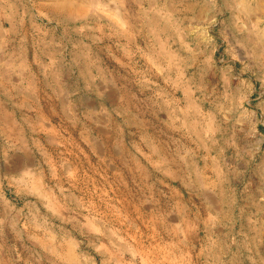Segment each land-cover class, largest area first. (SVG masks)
Listing matches in <instances>:
<instances>
[{"label": "rangeland", "instance_id": "374dc122", "mask_svg": "<svg viewBox=\"0 0 264 264\" xmlns=\"http://www.w3.org/2000/svg\"><path fill=\"white\" fill-rule=\"evenodd\" d=\"M58 13L96 21L92 76L14 77L71 82L68 114L0 100V264H264V0H0V32Z\"/></svg>", "mask_w": 264, "mask_h": 264}, {"label": "crops", "instance_id": "0c3cea01", "mask_svg": "<svg viewBox=\"0 0 264 264\" xmlns=\"http://www.w3.org/2000/svg\"><path fill=\"white\" fill-rule=\"evenodd\" d=\"M73 15L75 14L65 18L64 13H58L53 20L55 25L51 27L43 22L37 21L28 25V22L20 23L16 20L10 30L0 32V100L8 99L7 103H1V105L9 109L4 112L17 113L16 110L11 109L27 107L32 109L29 111L32 114H68L71 110L79 108L81 97L67 95L68 90H74V86L70 85L71 82L65 80V83H62L56 81L54 77L59 73L57 68H66L63 71L64 74L74 76L75 69L88 65V72L85 68L83 73H88L86 76L91 78V65L94 60L89 55L87 62H81V36L88 30L89 43H84L83 47L84 50L91 51L97 41V23L93 21V16L90 14L88 26L82 28L79 16ZM119 17L121 24L111 21L105 24V29L110 27L114 34H126L134 45L129 49L137 48L138 50L139 34L145 28L150 34L153 33L151 23L149 21L145 23V19L139 12L126 14L122 12ZM114 34L111 33V36ZM122 48L128 49L124 43ZM68 52L70 57H66ZM51 68L54 69L51 70ZM26 72L34 76L45 74L47 78L53 75L54 79L51 84L48 80L41 83L38 78L32 82L14 78L17 75L25 76ZM51 90L55 92L53 96L48 93ZM57 91L65 92L59 96ZM90 98V95L83 96L84 101H90ZM261 213L262 210H258L254 220L251 219L250 214L242 213V217L246 218V225L242 226V232L251 237L248 243L252 251H264V213ZM259 257L263 259V256Z\"/></svg>", "mask_w": 264, "mask_h": 264}, {"label": "bare ground", "instance_id": "6f19581e", "mask_svg": "<svg viewBox=\"0 0 264 264\" xmlns=\"http://www.w3.org/2000/svg\"><path fill=\"white\" fill-rule=\"evenodd\" d=\"M243 1V0H242ZM247 5V4H246ZM251 5V4H250ZM250 5H248V7L250 6ZM247 8V7H246ZM255 8H256V6H255ZM252 9H254V8H252ZM246 10V9H245ZM248 11H250V10H248Z\"/></svg>", "mask_w": 264, "mask_h": 264}]
</instances>
